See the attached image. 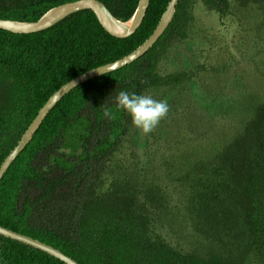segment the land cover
Segmentation results:
<instances>
[{
	"label": "trees",
	"instance_id": "1",
	"mask_svg": "<svg viewBox=\"0 0 264 264\" xmlns=\"http://www.w3.org/2000/svg\"><path fill=\"white\" fill-rule=\"evenodd\" d=\"M72 1L0 0V18L36 21ZM101 1L125 21L140 0ZM202 1L221 15L229 11V0ZM169 2L151 0L141 26L124 38L106 31L91 9L39 32L0 29V165L56 90L140 46ZM189 2L179 0L172 21L144 55L80 84L49 112L0 181L2 226L44 241L81 264H264V102L244 131L190 176L204 189L197 195L200 201L219 202L223 233L242 236L236 258L178 251L158 228L164 196L130 177L103 183L108 162L133 126L131 116L115 108L119 91L140 95L182 80L181 73L161 76L156 67L184 37ZM104 103L115 120L103 116ZM0 264L66 263L0 234Z\"/></svg>",
	"mask_w": 264,
	"mask_h": 264
},
{
	"label": "rangeland",
	"instance_id": "2",
	"mask_svg": "<svg viewBox=\"0 0 264 264\" xmlns=\"http://www.w3.org/2000/svg\"><path fill=\"white\" fill-rule=\"evenodd\" d=\"M229 3L221 15L190 0L184 37L156 67L159 75L181 73L182 80L144 93L167 100L168 115L148 135L132 126L103 179L130 177L158 191L165 197L162 238L178 251L222 260L236 258L242 236L223 233L219 202L200 201L204 189L190 176L242 133L264 102V0Z\"/></svg>",
	"mask_w": 264,
	"mask_h": 264
},
{
	"label": "water",
	"instance_id": "3",
	"mask_svg": "<svg viewBox=\"0 0 264 264\" xmlns=\"http://www.w3.org/2000/svg\"><path fill=\"white\" fill-rule=\"evenodd\" d=\"M150 1L151 0H140L135 12L129 19L125 21L117 19L106 6V4L101 0H76L50 8L36 21H20L0 18V29H5L15 33L39 32L51 27L73 12L83 9H91L92 11H94L99 22L102 24L106 31H108L113 36L124 38L131 36L141 26ZM178 2L179 0H170L153 33L132 52L120 59L92 68L75 76L74 78L63 84L49 97L46 103L40 108L35 118L29 124L28 128L22 134L16 146L11 150V152L6 156V158L0 165V181L4 177L12 163L33 139L34 134L39 129L49 112L55 107V105L67 93L72 91L80 84L85 83L86 81L95 77L122 68L144 55L156 43V41L160 38V36L164 33V31L172 21L173 16L176 12ZM0 234L24 244L30 245L34 248L40 249L62 260L66 264H81L71 256L64 253L62 250L46 242L36 239L32 236L17 232L15 230L2 226L1 224Z\"/></svg>",
	"mask_w": 264,
	"mask_h": 264
},
{
	"label": "clouds",
	"instance_id": "4",
	"mask_svg": "<svg viewBox=\"0 0 264 264\" xmlns=\"http://www.w3.org/2000/svg\"><path fill=\"white\" fill-rule=\"evenodd\" d=\"M115 108L127 112L131 116L133 126L142 135L154 132L169 112L167 100H156L151 95H138L123 90L115 97ZM103 116L110 120L116 119L107 103L103 104Z\"/></svg>",
	"mask_w": 264,
	"mask_h": 264
}]
</instances>
